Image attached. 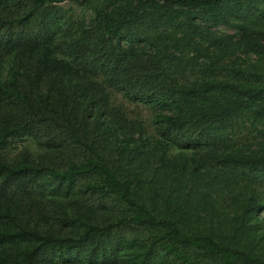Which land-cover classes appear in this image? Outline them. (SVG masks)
Segmentation results:
<instances>
[{"label":"trees","instance_id":"16d2710c","mask_svg":"<svg viewBox=\"0 0 264 264\" xmlns=\"http://www.w3.org/2000/svg\"><path fill=\"white\" fill-rule=\"evenodd\" d=\"M68 1L85 0H0V264H114L121 249L126 264H163L165 255L173 256L169 264H264L246 249L263 238L253 223L263 196L252 191L239 213L220 210L224 192H234L224 188L247 173L264 184L263 148L225 147L236 127L264 139V31L235 22L257 0H101L90 28L56 7ZM204 22L236 30L237 40L210 52L219 42L207 39ZM238 49L253 63L236 64ZM188 70L194 78H184ZM111 90L154 110L169 138L153 141L152 152L164 151L160 163L171 172L197 162L173 147L204 144L203 164L242 176L207 178L215 191L201 194L196 228L184 226L191 221L185 200L165 196L174 219L144 212L137 175L104 157L101 132L136 140L145 133L138 118L112 104ZM29 135L45 137L47 160L28 149L4 155L9 142ZM106 198L124 207L99 220L96 206ZM130 225L155 234L129 238L122 228Z\"/></svg>","mask_w":264,"mask_h":264},{"label":"rangeland","instance_id":"374dc122","mask_svg":"<svg viewBox=\"0 0 264 264\" xmlns=\"http://www.w3.org/2000/svg\"><path fill=\"white\" fill-rule=\"evenodd\" d=\"M97 2H101V0H85L82 3L68 1L56 5V7L63 11L66 18L71 17L76 22H83L86 24V27L90 28L94 19L92 5ZM235 22L246 24L253 32H263L264 0H257L256 2H253L251 8L243 11ZM199 24L203 27V32L209 41L219 42L216 43V46L209 47L210 52H217L216 50L218 46L237 40V31L223 24L211 25L209 22ZM207 44L208 42L202 43L201 52L205 49ZM146 52H148L147 49ZM195 55L196 53L192 52H185L184 54V56L188 59ZM232 58L236 64L241 63L242 67H245L247 64L253 63L252 60H254L255 57L252 54L247 55L245 52L238 49L235 51ZM194 70L196 71L197 67ZM185 74L184 78L192 79L194 78L193 74H195V72L192 73L188 70ZM5 75L6 70H3L0 78L4 79ZM111 102L115 106H121L130 117L138 118L145 129V133L141 140H136L135 135L129 137L126 134H119L117 136L111 128H108L105 133L101 132V136H99V139L102 140L101 149L104 157L115 167L121 166L123 168L122 170L133 172L137 175V179L140 180L139 185H141L142 191L139 202L145 206L144 212H150L152 215L159 218L169 216L174 219L173 215L165 213L167 211L163 204L165 198L169 196L171 199L178 198L183 201L185 200V205H182V208L187 211L189 215H191H187L191 221L186 222L184 226L186 228H196L201 220H196L194 222L193 215L204 216L203 210L205 209V205L203 203V199L201 198V194L207 192L214 193L215 191V189L208 188L210 179L207 178H214V176H217L219 180L227 177L233 178L237 181L242 180V176L235 168L230 167L229 169H225L221 166H207L212 163L211 161H208V164H203L204 161L201 159L206 153L205 148H207L204 144L197 145L196 147H185L184 149L176 146L173 147L170 152H183L187 156H195L197 157V162L189 161L185 170L177 173L171 172L169 169L162 166V163H160V156L164 151L159 149L152 152L153 141L161 138H169V136H163L162 132L158 131L154 118V110L150 109L148 106L130 102L120 91L111 90ZM97 116L98 115L95 116V119ZM33 133H36V131ZM44 140L45 137L42 135H29L23 139L9 142L2 152L7 157L13 158L18 153L28 149L34 155H44L47 160L52 152L45 144H43ZM135 145H139L141 147L140 152L135 149L137 153H134L133 148ZM230 145L233 146V150L238 149L239 151L245 150L244 152H247V150H254L258 148L264 149V139L257 137L255 134L250 133L246 129H237L236 127L233 130V137L229 138V142L225 145L226 149L227 147L230 148ZM220 149L224 150L222 147ZM204 166L207 167L204 168ZM208 170H211L213 174L206 176ZM224 189V191H234L232 195L224 192L226 195L222 197L223 200L220 203V210H222L224 214H229L234 211H238L239 213L240 210H243L240 204L243 202V198L246 196L248 197L252 191L259 192L264 198V184L262 182V178L259 174L255 173H247L245 178L238 185L233 183L231 187H225ZM162 196L164 197L161 198ZM123 207V204L118 205L113 199L106 198L104 204L96 206V215L99 220L113 218L115 215L122 212ZM202 223H207V221L202 220ZM253 223L256 225L255 231L262 234L263 238L259 241V243H257L256 240L254 242H247L249 245H247L248 247H246V249L252 250L264 258V207L257 214V222ZM226 228L227 227H224L220 231L224 233ZM158 230L159 232H163V227L154 231L158 232ZM122 233L129 238L132 236H144L145 238H148L149 236L155 234L151 229H144L135 225L122 228ZM252 244L255 246H251ZM154 257L161 261L158 254H155ZM111 258L113 259L114 264H126L124 261V249L118 250V253L113 255ZM165 258L166 261L162 260V262H165L163 264H169L168 261L173 260V256L169 257V255H165Z\"/></svg>","mask_w":264,"mask_h":264}]
</instances>
